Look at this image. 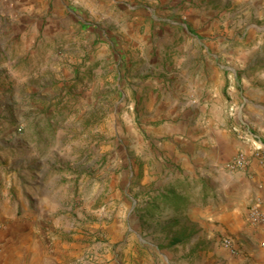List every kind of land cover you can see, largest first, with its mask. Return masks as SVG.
<instances>
[{"label":"rangeland","instance_id":"1","mask_svg":"<svg viewBox=\"0 0 264 264\" xmlns=\"http://www.w3.org/2000/svg\"><path fill=\"white\" fill-rule=\"evenodd\" d=\"M252 48L264 53V0H0V252L8 237L16 264H201L213 245L168 237L198 220L201 183L184 212L154 198L178 179H163L172 144L211 117L207 95L256 70ZM29 163L59 197L37 219ZM242 246L229 252L260 264Z\"/></svg>","mask_w":264,"mask_h":264},{"label":"crops","instance_id":"2","mask_svg":"<svg viewBox=\"0 0 264 264\" xmlns=\"http://www.w3.org/2000/svg\"><path fill=\"white\" fill-rule=\"evenodd\" d=\"M255 52L257 48H252L250 59L247 60V64L255 66L256 70L252 75L243 81L233 73L231 81L233 87L225 92V97L222 98L219 93L207 95L204 107H207L206 111L211 117L205 120L204 126L195 127L191 132H187L189 133L187 137L172 144L176 149L175 156L168 154L169 162L178 166L175 172L177 175L169 174L163 178L164 181L168 183L172 178L197 180L207 189L206 203L197 206L203 208H194L199 212L197 223L194 220L187 223L185 225L187 231H181L179 237L181 243L189 245H213L211 252H207L206 255L204 251L197 254L202 262L214 256L213 263L210 264H240L227 249L218 247V239L224 237L232 241L234 250L242 243L248 245L247 248L242 246L244 253L241 255L245 260L259 257L260 264H264V252L255 246L258 242L264 245V228L250 225L246 221L249 205L255 200L264 199V170L257 166L254 159H251L245 171L227 173L220 170L221 165L237 152L250 155L254 143L264 148V53L261 50L258 54H254ZM246 82H252V86L247 87ZM239 84H242L243 92L234 90L240 88ZM187 110L190 113L185 115V118L190 123L196 116V111L192 113V107ZM239 134H246L251 138L241 140ZM23 159L24 157H21L18 161L21 162ZM158 160L163 163L161 158ZM28 167L33 171L28 175V179L21 178L20 181H23L25 186H36V193L29 195L25 192V203L22 204L30 207L29 216L37 219L58 203L59 197L52 192L48 184L42 182V168L31 163ZM166 172L167 170L162 171L163 176ZM41 191L42 197L38 195ZM130 211L131 208L126 211L124 218L115 222L117 230L122 229L120 233L125 229L131 231ZM188 225L191 227L188 228ZM113 229L112 227L107 229L108 233L113 234ZM135 235L138 243L142 242L139 234ZM172 235L169 234L168 237ZM11 241L9 243L8 237L3 240L4 246L5 243L7 246L0 252V264H16L15 261L20 259L19 249L22 246ZM26 241L30 247L31 242ZM190 249L189 246L185 248L186 251ZM242 250L238 252L242 253ZM162 259L166 264L172 263L168 262L167 257L162 256Z\"/></svg>","mask_w":264,"mask_h":264},{"label":"built area","instance_id":"3","mask_svg":"<svg viewBox=\"0 0 264 264\" xmlns=\"http://www.w3.org/2000/svg\"><path fill=\"white\" fill-rule=\"evenodd\" d=\"M17 131L20 132V129ZM239 136L241 140H244V138H251L246 134H239ZM251 159H254L257 166L261 170H264V148L261 145L254 143L250 155H247L241 151L237 152L236 155L221 165L220 170L227 173L245 171L249 167ZM246 221L250 225L264 228V199L255 200L249 205L246 212ZM221 246L231 253L234 252L232 241L227 237L221 239Z\"/></svg>","mask_w":264,"mask_h":264},{"label":"trees","instance_id":"4","mask_svg":"<svg viewBox=\"0 0 264 264\" xmlns=\"http://www.w3.org/2000/svg\"><path fill=\"white\" fill-rule=\"evenodd\" d=\"M198 188L196 182H191L188 179H176L171 183L167 189L158 193L154 198V202L160 200L163 204L171 208L176 212H184L190 206L193 205V195L192 192ZM207 194V189L200 185L199 189V199L205 202ZM151 206H153L151 204ZM151 209L155 207H150ZM180 234L174 233L170 239L171 243L180 242Z\"/></svg>","mask_w":264,"mask_h":264}]
</instances>
